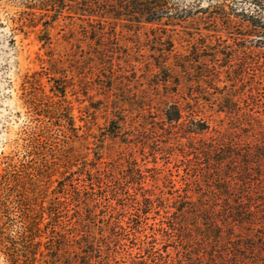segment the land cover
Here are the masks:
<instances>
[{
	"label": "trees",
	"instance_id": "16d2710c",
	"mask_svg": "<svg viewBox=\"0 0 264 264\" xmlns=\"http://www.w3.org/2000/svg\"><path fill=\"white\" fill-rule=\"evenodd\" d=\"M206 1L182 6L175 0H26L18 18L11 17L19 28L35 27L38 10L48 18L41 31L61 20L66 44L50 55L49 69L33 73L22 87L27 114L48 120V126L30 128L22 144L29 159L7 163L0 174V250L7 264H264V0ZM117 26L145 29V40L153 41L147 71L163 70L165 84L183 80L188 91L182 102L170 97L159 112L149 109L151 127L140 125L153 152L180 153L174 160L183 163L182 173L175 181L166 169V190L155 186L160 171L146 174L151 168L131 155L112 172L75 148L86 135L75 125L67 83L60 81L64 62L69 56L80 65L94 57L92 64L101 66L111 65L115 52L130 57L133 46L121 47ZM42 33L38 39L50 47V36ZM131 38L137 48L138 34ZM175 41L185 53L175 51ZM173 56L175 63H168ZM222 73L225 83L214 87L215 106L207 110L199 97ZM43 75L52 80L48 91ZM220 113L222 119H214ZM120 116L109 124L113 137L128 128ZM224 120L230 125L222 128ZM54 129L62 133L61 143L49 148ZM157 130L174 133L178 141L160 145L149 136ZM38 154L44 156L35 163ZM79 159L78 177L64 174ZM55 171L62 177L45 205L46 182ZM40 178L46 188L37 187ZM12 201L22 219L17 233L6 230ZM152 214L161 219L148 224ZM43 228L49 237L42 243ZM168 246L174 254L166 252Z\"/></svg>",
	"mask_w": 264,
	"mask_h": 264
},
{
	"label": "rangeland",
	"instance_id": "374dc122",
	"mask_svg": "<svg viewBox=\"0 0 264 264\" xmlns=\"http://www.w3.org/2000/svg\"><path fill=\"white\" fill-rule=\"evenodd\" d=\"M26 0H0V174L5 173L4 169L7 163L18 162V160L29 159L25 156V149L22 146L30 136V128L41 124V126H48L47 121H39L35 117H30L27 114V109L24 103V87H28V82L33 73L40 72L41 70H47L51 67L49 64L51 58L50 55H58L62 47L65 46L66 42L62 40V35L65 30H62L61 20L53 22L52 26L43 28L41 22L47 17H39V11L36 10L35 17L36 23L35 27H21L14 23L11 17L15 19L18 18L20 11L24 10L23 5H25ZM178 4L184 6H190L197 2V0H175ZM206 0H200L199 3L202 5L206 4ZM116 29L120 31L121 37V47L133 46L130 50L132 54L128 58H124L123 55L118 53H113L111 56V65L106 62H102L105 65L96 66L93 63L94 57L91 59H82L80 65L69 56L66 57L64 65L67 69L64 70V76L60 81L66 82V99L69 101L72 114L75 116V125L80 127L79 133L86 135L85 139H82L76 144L75 148L81 152L89 160L95 158L98 162L100 159L101 166L105 168H111L112 172H117L116 164L123 163V159L127 156H133L139 163L146 165L151 168L146 174L158 175L160 171L158 180L155 181V186H159L161 189L166 190L162 183L163 174L166 173V169L172 171V179H179V173L182 170L179 165L181 162H176L174 159L176 157L180 158V153L176 151L175 156L168 157L167 155L160 154L158 152H153L152 143L145 140V134L140 129L141 126L151 127L149 112L154 111L159 112L162 107L163 99H170V97H178L182 102L183 98L187 97V88L182 81L179 85H175L174 82H167L166 84L162 81L166 74L164 71H160L157 74L158 68L153 67L150 71H147L144 66L145 61L150 60V53H152L149 45L153 41H146L145 29H136L135 27H122L117 26ZM43 31H46L51 38L50 47L43 44L42 41L38 39L39 35H42ZM138 34L141 42L138 47L133 45V42L129 39L132 34ZM148 34V33H147ZM224 38V34H222ZM181 42V41H180ZM182 44L185 42L182 41ZM84 46V44H82ZM53 49H50V48ZM123 51V48H119V51ZM139 51V53H138ZM175 51L177 53H185L184 48L175 41ZM138 53V55H137ZM136 55V56H135ZM147 58V60H146ZM150 58V59H149ZM78 60V59H77ZM76 60V61H77ZM130 60V61H129ZM103 61V60H102ZM107 61V60H106ZM152 61V60H151ZM153 62V61H152ZM175 63V58L170 57L168 63ZM135 65L134 69L131 65ZM98 67V68H97ZM136 68V69H135ZM109 71V72H108ZM113 71V73H110ZM252 72V71H250ZM173 77L177 76V73L172 72ZM120 75V76H119ZM224 73L220 74V81H213V85H206L205 88L207 92L203 93L205 96H200V101L204 105V108L210 110V106L214 107L213 99L215 98L214 87L222 86L225 83ZM29 76V77H28ZM59 75H55L57 78ZM108 76L113 77L112 80H108ZM52 77V76H51ZM48 77L43 75L41 78L42 84L46 91L52 80L47 81ZM71 81L74 84H71ZM228 83V81H226ZM74 85V86H71ZM204 86V84H203ZM176 90L175 92H173ZM211 94H210V93ZM196 96L198 94H195ZM207 98V99H204ZM142 108V109H141ZM121 114L123 120L120 121V125H124L122 136H111V127H109L110 122L116 119V115ZM205 114H209L206 111ZM156 115V114H155ZM207 117V116H206ZM223 114H214V119L221 118ZM212 118V116H211ZM147 120V121H146ZM139 126H138V124ZM214 121L211 125H214ZM217 123V122H216ZM222 128L230 125L229 120L221 121ZM152 130V129H150ZM55 134L52 140L49 142L48 147L53 148L57 146L59 137L62 138V133L54 129ZM151 139H159L160 145L165 141L174 142L178 141V137L171 133V135L165 132L149 131ZM172 132V131H171ZM237 135V134H236ZM127 137L128 139L124 138ZM126 139V140H125ZM184 141V138H182ZM66 143L70 142L69 139L65 140ZM84 144V145H83ZM55 145V146H54ZM176 149H180L179 145L175 144ZM175 150V149H174ZM44 154L33 155L32 158L35 159V163L41 161V157ZM82 156V155H81ZM84 162V156L81 157ZM81 159L76 160L69 169H67L64 174L70 176L78 177L79 169L78 166L81 165ZM93 161L91 162L92 165ZM32 164V163H31ZM95 164V163H94ZM99 164V162H98ZM179 166V167H178ZM88 167V166H87ZM52 169L55 166H51ZM77 169V170H76ZM111 175L113 173L109 172ZM83 175L79 177L82 179ZM62 177L59 172H54L51 175L49 182L47 183L48 195H44L45 205L54 196L57 189L58 181ZM34 179L35 177L32 176ZM40 182H37V187H44V178H40ZM65 183L67 180L63 179ZM60 180V181H63ZM148 179V186L151 184ZM36 182V181H35ZM75 182V181H74ZM45 183V184H46ZM82 183L80 181L78 184ZM179 184L178 182H176ZM176 184V185H177ZM178 186V185H177ZM61 194H55V196H60ZM34 202V201H33ZM13 205L12 211L9 214L7 231L11 233H17L18 227L21 224V217L19 212V205L15 202H11ZM163 215V214H162ZM148 224L157 222L161 217L159 215L152 214ZM49 237V231L43 228L41 232L40 239L46 242ZM175 240V239H174ZM177 240V239H176ZM176 244V242H170L169 245ZM160 248L161 243L159 242L156 247ZM40 249L46 252L44 246L41 245ZM174 248L168 246L166 252L174 254ZM137 250H133L135 252ZM139 259H142L143 252H139ZM0 264H7L5 257L0 250Z\"/></svg>",
	"mask_w": 264,
	"mask_h": 264
}]
</instances>
